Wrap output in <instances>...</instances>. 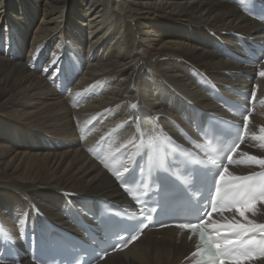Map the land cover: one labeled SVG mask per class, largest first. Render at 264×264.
<instances>
[{
  "label": "bare ground",
  "instance_id": "obj_1",
  "mask_svg": "<svg viewBox=\"0 0 264 264\" xmlns=\"http://www.w3.org/2000/svg\"><path fill=\"white\" fill-rule=\"evenodd\" d=\"M243 1L0 0V256L7 264H38L33 250L50 236L95 234L100 201L130 208L112 169L129 166L150 122V136L157 131L185 147L184 136L200 141L199 115L244 129L217 94L252 111L229 173L262 171L244 154L264 158V141L253 138L264 128V25ZM262 213L258 204L245 217L264 222ZM233 216L241 220L233 212L212 220ZM198 244L181 230H148L96 264H196Z\"/></svg>",
  "mask_w": 264,
  "mask_h": 264
},
{
  "label": "snow or ice",
  "instance_id": "obj_2",
  "mask_svg": "<svg viewBox=\"0 0 264 264\" xmlns=\"http://www.w3.org/2000/svg\"><path fill=\"white\" fill-rule=\"evenodd\" d=\"M260 75L264 76V72ZM131 107L135 109L137 105L132 104ZM243 119L244 129L247 130L248 117L245 115ZM260 133V136L253 138L264 141V128L260 129ZM243 139L244 137L241 136L240 140L243 141ZM170 145L171 141L167 136L150 140L147 144L152 152L158 154L152 167V181L157 186L156 192L159 199L152 211L162 208V201H167L170 196L175 195L171 187L172 173L169 171L166 155L163 152L164 147ZM239 146V143H235L231 148V153H234ZM244 156V162L249 166L254 165L264 170V158L246 153ZM227 159L229 163H232L231 154L227 155ZM125 173H129L128 167H125L123 172H116L115 177L122 184L127 185L128 180L125 178ZM157 173L165 174L158 175ZM194 179L199 181L201 189L208 188L211 210H208L205 204L200 210L203 215L199 216L197 222L180 223L176 227L199 234L198 253L206 257L209 264H245L246 261L264 260V222H256L245 217L246 212H252L255 215L258 204L264 205V172L253 171L248 176H236L230 174L227 167H222L218 170L216 177L209 181L197 169ZM224 212L238 214L241 220L237 221L234 216L223 217L220 223L212 220L213 213L223 216ZM205 217L207 220L204 219ZM147 219L151 221L153 217L149 216ZM209 226L214 234L209 233ZM116 238L122 239V234L117 233ZM131 239H138V234H132ZM106 254L107 250L104 252V255ZM196 254L193 253V255ZM36 260L39 262V257H36ZM0 264H7L2 256H0ZM12 264L16 262L13 261Z\"/></svg>",
  "mask_w": 264,
  "mask_h": 264
},
{
  "label": "rangeland",
  "instance_id": "obj_3",
  "mask_svg": "<svg viewBox=\"0 0 264 264\" xmlns=\"http://www.w3.org/2000/svg\"><path fill=\"white\" fill-rule=\"evenodd\" d=\"M259 24H262V23H259ZM232 59H234V57H231ZM199 70V69H198ZM199 71H201V70H199ZM222 95V94H221ZM148 115H150V114H148ZM162 134V133H161ZM117 184H118V182H117Z\"/></svg>",
  "mask_w": 264,
  "mask_h": 264
}]
</instances>
